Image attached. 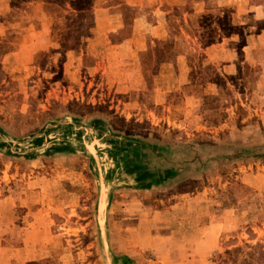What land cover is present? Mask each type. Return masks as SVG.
Wrapping results in <instances>:
<instances>
[{"label":"rangeland","instance_id":"rangeland-1","mask_svg":"<svg viewBox=\"0 0 264 264\" xmlns=\"http://www.w3.org/2000/svg\"><path fill=\"white\" fill-rule=\"evenodd\" d=\"M12 1L0 0V230L9 232L7 242L28 246L40 258L32 264H218L226 250L264 247V20L246 25L236 7L205 0L204 30L190 15L193 0L165 8L170 40L190 60L188 82L176 64L143 71L146 51L137 56L142 81L128 82L132 67L122 69L135 57L112 47L130 36L136 16L124 0H97L78 15L67 0ZM118 5L123 27L98 31L96 19L104 21L94 9ZM226 33L235 49L221 65L209 64L201 49ZM247 36V56L236 55ZM78 127L109 134L99 142L101 160L92 158L95 142L72 136ZM123 154L132 160L126 164L180 171L138 190L126 177L131 168L114 162Z\"/></svg>","mask_w":264,"mask_h":264},{"label":"crops","instance_id":"crops-1","mask_svg":"<svg viewBox=\"0 0 264 264\" xmlns=\"http://www.w3.org/2000/svg\"><path fill=\"white\" fill-rule=\"evenodd\" d=\"M126 7H133L136 12V16L133 18L132 21V30L130 33V36L123 39L122 42L117 43L115 45H112V47L115 48V53L125 55L126 58H133L135 57V61L132 63H128V67L122 69H128L132 67V72H123L125 73V77H127L124 81L131 82V80L138 79L142 81V77L140 72H138L137 68H139V61H138V55L142 52L147 51L148 49H152L151 47L147 49L148 39H151V44H156L155 46L161 47L160 49L162 51H173L175 47V43H173L170 40V30L168 27L167 22V16L168 11H164L165 8L168 10V8L174 9L176 7H181L187 3L188 0H124ZM193 13L190 14L193 17L200 16L204 14L207 10L206 3L204 1H195L193 0ZM216 5L218 7H236V11L241 10L242 17H240L238 14L236 17H239L241 19L245 20V24L247 22L251 23L256 21V19L264 20V5H252L248 7L249 0H216ZM119 7H109V8H99L94 9L92 12L94 14V18L96 19L99 17L102 24H97L96 19V25L95 27L98 29V31H105V33H113L117 32L123 27V19L121 15L120 10H116ZM252 12V13H251ZM113 13H118V16L114 15ZM151 14L153 21L151 24H148L147 16ZM240 13V14H241ZM260 13V14H259ZM189 15L188 19H191V16ZM257 15V16H256ZM121 20V24L118 25L116 28L113 27V22H116L117 20ZM239 25V23L235 24V26ZM149 27V28H148ZM241 28V27H239ZM262 34H264V31H262ZM251 37V36H250ZM96 38V37H94ZM224 40V39H223ZM227 40V41H225ZM224 41H216L215 43H211L210 45H204L201 49L202 52L205 55V60L212 65H221V61L223 60V56L226 53H230L235 49L234 44V37H228ZM249 37L247 36L246 41L244 45L241 47H236V55L240 54V52H243L245 54L248 53L249 49L251 48L249 45ZM229 45V46H228ZM157 46V47H158ZM259 46V45H258ZM257 46V47H258ZM264 49L263 46H259ZM258 47V48H259ZM256 46L254 47V49ZM168 63V64H167ZM166 63V66L172 67L174 64L178 67V70L180 71V78L183 79L184 83L187 84L189 74L191 72L190 68V61H188V58L186 56V53H179L175 59L170 63L169 61ZM129 70V69H128ZM112 71L109 70L108 73H111ZM194 97V96H193ZM190 96V98H193ZM75 131L72 133V136H77L79 138L78 144H85V139H90V143L93 144V149L95 154H92V158L95 161L101 160L100 157L96 156L100 154V149L98 148L100 141H106L109 140L107 137H109V134L107 132H100L99 128H84L78 127L74 128ZM85 132L84 134L82 133ZM83 134V135H82ZM87 136V137H86ZM106 138V140H104ZM110 141V140H109ZM108 141V142H109ZM85 146V147H86ZM101 146H104L102 144ZM65 148H61V150H64ZM125 153V152H124ZM112 156H116L115 154H112ZM127 155L118 156L114 159V162L119 161L120 170H122V165L120 161L124 162L127 161L129 158L126 157ZM129 161H132L131 159ZM124 167L128 165L131 170L128 172H132V174H129L124 176L132 179V183L138 188V190H149L152 188L160 187L163 184L175 179L179 171L174 166H164L160 167L158 165L154 166H145L144 165H136L134 163L132 164H126L124 162ZM117 169V170H119ZM109 194V192H107ZM106 197L107 194H106ZM2 225L5 224L4 222L1 223ZM7 225V222H6ZM8 229V228H7ZM9 232L6 230H0V264H32L33 262H37L40 260V258H32V250L28 248L26 245H19V247H14L9 241L4 238V236L9 235ZM28 236L26 235L27 239ZM26 244V243H25Z\"/></svg>","mask_w":264,"mask_h":264},{"label":"trees","instance_id":"trees-1","mask_svg":"<svg viewBox=\"0 0 264 264\" xmlns=\"http://www.w3.org/2000/svg\"><path fill=\"white\" fill-rule=\"evenodd\" d=\"M15 3L16 0H13L12 6H14ZM66 3L69 4L71 10L77 13V15L85 13L98 5L97 0H67ZM232 9L235 8L232 7ZM208 10L209 9H207L204 14L196 17L199 20V29L205 30L208 27L205 20H203V18L210 16V12H208ZM231 26L234 27L233 25ZM231 26L228 25V28L231 29ZM230 34L231 33H226L227 36H231ZM211 43L213 42L210 40L206 45H210ZM179 53L182 54V51L178 44H175L173 51L161 52L156 48L148 49L142 57V70L145 71L144 68L148 67L150 63L155 66L156 63H166L169 59H175ZM188 61L190 60L188 59ZM144 76L146 77L145 74ZM244 248L246 250H244ZM244 248L236 247L231 250H226L222 255H218V264H264V247L261 244L257 243L253 246L244 245Z\"/></svg>","mask_w":264,"mask_h":264}]
</instances>
